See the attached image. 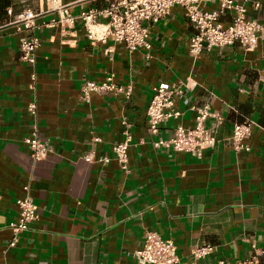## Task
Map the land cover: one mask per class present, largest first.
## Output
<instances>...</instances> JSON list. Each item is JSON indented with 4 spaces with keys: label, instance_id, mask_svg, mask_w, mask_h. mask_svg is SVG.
<instances>
[{
    "label": "crops",
    "instance_id": "1",
    "mask_svg": "<svg viewBox=\"0 0 264 264\" xmlns=\"http://www.w3.org/2000/svg\"><path fill=\"white\" fill-rule=\"evenodd\" d=\"M254 1L262 9L248 17L264 23V0ZM95 5L104 4L86 7ZM217 7L215 1L204 6ZM28 8L45 12L47 4L0 0V264H137L135 253L149 231L174 242L182 262L192 261L196 247L212 245L217 252L198 264L253 256L264 264V35L253 51L235 46L193 58L188 45L194 27L175 7L151 27L148 58L112 38L89 41L81 22L43 27L51 19L44 15L38 19L41 45L32 68L21 61L27 35L12 25ZM80 11L77 4L71 9L73 15ZM109 75L133 87L130 101L96 93L90 103L80 100L86 81L102 82ZM162 83L184 86L177 104L184 115L152 137L146 111L153 88ZM207 103L216 115L207 122L219 140L214 150L197 159L155 148L177 125L191 128L190 108ZM124 120L133 135L128 173L113 160ZM247 121L255 124L251 151L237 155L233 129ZM33 129L53 150L38 162L23 143ZM89 151L112 160L87 162ZM28 195L38 206V219L11 246L10 224L18 222L17 203Z\"/></svg>",
    "mask_w": 264,
    "mask_h": 264
},
{
    "label": "built area",
    "instance_id": "2",
    "mask_svg": "<svg viewBox=\"0 0 264 264\" xmlns=\"http://www.w3.org/2000/svg\"><path fill=\"white\" fill-rule=\"evenodd\" d=\"M215 1L217 9L205 10L204 6ZM47 10L35 12L25 9L17 14L12 22L19 32H25L26 37L21 40V61L31 66L36 65V52L41 40L35 35L39 28L38 19L44 15L51 16L43 27L49 29L72 27L81 22L86 30V37L92 42L105 43L112 38L115 44L123 45L130 52H146L150 58L152 50L151 27L167 19L175 7L185 12L186 19L193 25L195 33L191 37L188 51L190 56L198 58L214 49L225 50L231 47H240L243 51L255 50L264 35V23L248 17L250 11H260L262 4L254 0H80L77 5L81 7L78 15H73L71 9L76 4H63L62 0H45ZM103 3L102 6L86 5ZM12 15V10H7ZM223 18H227L224 23ZM109 53L112 49L107 50ZM36 74L32 73L31 80L36 81ZM122 96L130 101L133 94L131 85H120L114 75H109L102 82L86 81L81 87L80 100L90 103L92 94ZM185 95L182 84L172 85L162 83L153 88V96L146 111L148 130L152 137H157L161 125L170 121H179L184 113L177 108L179 99ZM34 115L35 104L29 107ZM194 125L185 128L177 125L173 135L167 139H157L154 146L157 149H168L174 152L185 153L194 158L201 159L205 151L214 150L219 140L207 122L216 118L212 106L207 103L203 106H192ZM123 138L113 147V160L117 162L124 173L129 172V149L133 142L132 124L128 120L122 122ZM255 124L251 121L237 124L233 129L231 138L232 147L237 155L248 153L251 146L248 141L253 136ZM24 145L30 150L34 161H41L53 152L47 142L40 139L36 129H33L24 140ZM84 159L90 163L111 162V158H98L94 151H89ZM28 190V187L25 188ZM19 220L10 224L14 233V246L21 234L30 229L38 219V206L31 196L18 201ZM217 252L212 245H202L192 251V261L182 262L177 255L174 242L164 240L156 232H146L144 243L135 253L137 264H198ZM217 264H261L257 256L245 261L229 262L220 260Z\"/></svg>",
    "mask_w": 264,
    "mask_h": 264
}]
</instances>
